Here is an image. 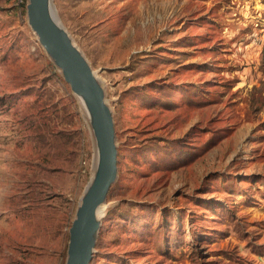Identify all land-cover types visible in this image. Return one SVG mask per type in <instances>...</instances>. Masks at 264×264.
<instances>
[{
    "label": "rangeland",
    "instance_id": "obj_1",
    "mask_svg": "<svg viewBox=\"0 0 264 264\" xmlns=\"http://www.w3.org/2000/svg\"><path fill=\"white\" fill-rule=\"evenodd\" d=\"M114 119L90 264H264V0H52ZM0 0V264H64L85 110Z\"/></svg>",
    "mask_w": 264,
    "mask_h": 264
},
{
    "label": "water",
    "instance_id": "obj_2",
    "mask_svg": "<svg viewBox=\"0 0 264 264\" xmlns=\"http://www.w3.org/2000/svg\"><path fill=\"white\" fill-rule=\"evenodd\" d=\"M27 23L80 100L95 142L94 170L68 228L64 264H90L100 228L101 207L117 175L114 119L88 60L60 24L52 0H26Z\"/></svg>",
    "mask_w": 264,
    "mask_h": 264
},
{
    "label": "trees",
    "instance_id": "obj_3",
    "mask_svg": "<svg viewBox=\"0 0 264 264\" xmlns=\"http://www.w3.org/2000/svg\"><path fill=\"white\" fill-rule=\"evenodd\" d=\"M25 3H26V0H21V1L16 5V7H17V8H24V7H25Z\"/></svg>",
    "mask_w": 264,
    "mask_h": 264
},
{
    "label": "bare ground",
    "instance_id": "obj_4",
    "mask_svg": "<svg viewBox=\"0 0 264 264\" xmlns=\"http://www.w3.org/2000/svg\"><path fill=\"white\" fill-rule=\"evenodd\" d=\"M103 208H104V205H102V207H101V210H102L101 212H103Z\"/></svg>",
    "mask_w": 264,
    "mask_h": 264
},
{
    "label": "built area",
    "instance_id": "obj_5",
    "mask_svg": "<svg viewBox=\"0 0 264 264\" xmlns=\"http://www.w3.org/2000/svg\"><path fill=\"white\" fill-rule=\"evenodd\" d=\"M21 0H16V3H19Z\"/></svg>",
    "mask_w": 264,
    "mask_h": 264
}]
</instances>
